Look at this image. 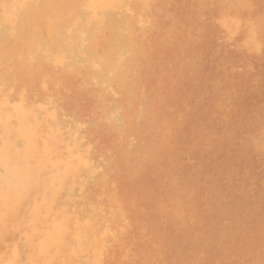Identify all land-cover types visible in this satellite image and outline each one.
<instances>
[{
    "label": "rangeland",
    "instance_id": "rangeland-1",
    "mask_svg": "<svg viewBox=\"0 0 264 264\" xmlns=\"http://www.w3.org/2000/svg\"><path fill=\"white\" fill-rule=\"evenodd\" d=\"M75 1L84 10L93 2ZM234 1L121 5L116 61L104 72L82 52L92 30L64 22L28 35H65L71 57L87 61L90 89L72 84L46 106L14 109L1 81L10 75L0 72V264L22 263L13 251L28 247L29 234L52 246L36 264H93L101 240L104 264H264V33L259 48L245 42V28L264 22V0ZM238 13L242 27L225 28ZM119 66L132 68L127 90L112 78ZM83 200L86 228L72 214ZM111 219L118 233L106 231Z\"/></svg>",
    "mask_w": 264,
    "mask_h": 264
},
{
    "label": "bare ground",
    "instance_id": "bare-ground-1",
    "mask_svg": "<svg viewBox=\"0 0 264 264\" xmlns=\"http://www.w3.org/2000/svg\"><path fill=\"white\" fill-rule=\"evenodd\" d=\"M92 1L93 2H91V4H90L91 7L87 8V10L86 9L84 10V7H83V9H81L77 5L75 0H0V8L2 9V14L0 15V48L8 47V49L6 50V54L8 56L5 55L7 61L5 60V64L4 65L2 64L0 66V72H4L5 75L6 74L10 75L8 79H3V78L1 79L4 91L7 94L10 92V95H9L10 98L7 99V100H10V101H7L8 104L10 105V107L17 109V108L21 107L23 104L25 106L29 105V106H34V107H40V106L45 105L44 103L48 100H50L51 102H54L57 95L63 94V93L70 91V90H73L72 84L73 85L75 84V86H76V84H82L83 83L85 85L84 89H87V90L90 89L89 88L90 83H87V79H88L87 72L89 71L88 66H87V61L82 60L81 62H77L71 57V55H70L71 52H69L68 47L65 46V45H69V42L67 44L66 43L63 44L64 38L62 39V37H64L65 35L62 37L61 36H57V37L53 36V37H50L48 40H43L40 38L39 34H36L34 42H31V40L27 39L28 35L30 33H33L35 31L40 32L42 29H46V31L49 32L48 28H52L53 26H58L59 24L64 23V22L74 23V27H75L74 32H76V29L79 27H82L83 29L87 30L90 34H91V30H92L93 31V38H91L90 41L88 42L89 43L88 46H84V45L82 46V52H84L85 55L86 54H92V53L97 55L98 61L96 59V62H93L94 67L97 70L100 69L101 71L104 72L107 69V67H109V65H111L112 63H114L116 61V52H117L116 45L118 44L116 38H118V36H121L119 33V30H120V27L124 21L122 19V16L119 14L120 6L122 5L124 7V6L128 5L129 2L134 1L138 5L137 9L144 11L148 8L149 4L153 0H101L99 4L97 3L98 2L97 0H92ZM244 1L246 2V0H244ZM244 1L243 0H235L234 3L232 4V6L242 8V7L246 6ZM131 3H133V2H131ZM131 3L129 5H131ZM225 10L229 11V8H226ZM229 12H232V11L230 10ZM134 13H135V10H134ZM30 14L34 18L33 23H30L28 20ZM240 19H242V16L238 13L235 17H231L228 20H226L224 22V27L229 29V30L241 28L242 22H239ZM245 29L249 30V32H248L249 36L245 40L246 44H248L249 46L254 47V48H259V46L262 45V43H263L261 35L264 33V22H252V24ZM74 34H76V33H74ZM80 34H82V33H80ZM64 40H66V39H64ZM71 41H74V40H71ZM13 42H17V52L18 53H15V51H14L13 44H12ZM84 43H86V42H84ZM76 45H74V46H76ZM124 45H125V43H124ZM72 52H73V50H72ZM141 52H143V51H141ZM84 57H85V59H87L86 56H84ZM50 61L53 64V68H52L53 70L51 72L47 71L46 73H44V76L42 73L38 74V71L39 70L43 71L44 67H46ZM101 63H104L105 65H102ZM86 67H87L86 72L81 73V70L85 69ZM119 67L122 69V71L119 72L117 75H112V78H114L116 80L118 87L122 91V90L126 89L125 82L128 81L127 79L132 77V68L129 70V74H128L126 71L128 68L121 67V66H119ZM114 74H115V72H114ZM50 75H52V77L54 76L58 82V84L54 83L52 87H49L51 84H49V82H48L49 79H47ZM53 80H54V78H53ZM84 81H85V83H84ZM37 85L39 86V89H41V91H33L34 89H37L36 88ZM131 86H133V85H131ZM80 88H81V85H80ZM118 94H120V92ZM57 103H59V102H57ZM59 105H58V107H60ZM96 106H97V104H96ZM91 107L93 108L94 106L91 105ZM42 108H44V107H42ZM66 108H68L67 105L63 106V108L61 110L64 113H67L68 109H66ZM53 110H52V112H53ZM64 116H62L63 121H64V118H63ZM51 117H55V116H51ZM58 118L60 119V117H58ZM68 124H69V122H68ZM36 126L33 128L35 129ZM27 128H28V126H27ZM16 134H18V132ZM15 144H16V141H15ZM29 147H31V146H29ZM19 148H21V147H19ZM119 153H121V152L119 151ZM70 158H72V157H70ZM111 159H112V157H111ZM124 162H126V161H124ZM112 167H114V166H112ZM20 174H22V172ZM23 174H24V172H23ZM15 175H19V173L15 174ZM108 178H109V176H108ZM101 179H102V177H101ZM104 180H106V179H104ZM5 183L6 182H4V184ZM24 184H25V182H24ZM101 184H103V182ZM186 186H185V190H186ZM25 187H27V186H25ZM26 190H28V189H26ZM50 190H51V188H50ZM52 192H53V190H52ZM46 199H47V196H46ZM87 206H88V209H86ZM90 207H91V204L88 201H84L82 206H80V207L76 206V209H74V211L72 212V214L75 215V217H77V219L79 217V213H80V215L82 214L84 216L83 217L84 220L80 221L81 223H83V224H81V227H83V228H86V226L89 225L91 220H92L91 219L92 216H90V213H89ZM113 219H111L109 221V225H107V230H106L107 232L109 231L108 233H111V234H115L117 232V229H118V225H117L118 223L113 222L112 221ZM126 221H128V220H126ZM33 228H34V226H33ZM78 229H79V232H80V230H82L79 227H78ZM84 234H86V233H84ZM33 240H34L33 234H29L27 236L28 247L22 251H20L19 249L13 251L14 253L12 256V260L15 262L18 261L19 260L18 259L19 254H20L21 255V261L23 260L21 264H36L37 260H35L34 255L42 258L43 263L45 261H49L50 256H48V251L52 250V246L51 245H49V246H47V245L36 246V244ZM113 240L115 242V239H113ZM59 241H60V235L57 234L55 236V242H59ZM100 244L101 245H99L96 249V255H95V258H93L94 259L93 264H104L105 261L108 263V260H107L108 254H106L107 249H105V245H104L103 240H101ZM79 247L83 248L81 243H79L78 245L76 244L75 247L73 248V250H75V248H76V250H79ZM107 248H109V247H107ZM123 250H126L128 252L127 248L123 247ZM126 251H124V252H126ZM123 256H125V254L122 255V257ZM105 258H106V260L104 261ZM103 261H104V263H103ZM10 262H11V260H10ZM111 262L112 263L114 262L113 257L111 259Z\"/></svg>",
    "mask_w": 264,
    "mask_h": 264
}]
</instances>
